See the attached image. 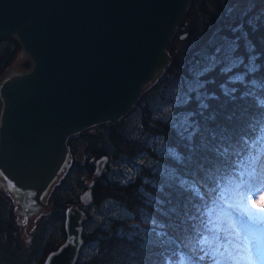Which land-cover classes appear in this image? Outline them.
<instances>
[{"label":"trees","instance_id":"trees-1","mask_svg":"<svg viewBox=\"0 0 264 264\" xmlns=\"http://www.w3.org/2000/svg\"><path fill=\"white\" fill-rule=\"evenodd\" d=\"M203 2L193 0L187 15L199 21ZM236 16L214 12L215 31L200 46L177 48L178 27L166 48L168 67L129 112L69 139L72 159L23 259L15 205L0 190V264H43L65 240V234L46 238L54 223L65 233L71 203L84 211L76 264L247 259L243 246L234 251L219 235L229 227L236 233L237 192L250 181H258L257 191L264 187V8ZM19 51L15 40L1 41L0 75ZM102 156L108 163L98 175L95 161ZM86 190L90 201L83 205Z\"/></svg>","mask_w":264,"mask_h":264},{"label":"water","instance_id":"water-1","mask_svg":"<svg viewBox=\"0 0 264 264\" xmlns=\"http://www.w3.org/2000/svg\"><path fill=\"white\" fill-rule=\"evenodd\" d=\"M191 0H0V42L29 67L0 80V180L25 229L72 157L68 141L119 122L170 63ZM17 55V56H18ZM108 163L95 161L100 175ZM89 190L80 196L87 205ZM84 211L69 204L65 240L43 264H76Z\"/></svg>","mask_w":264,"mask_h":264},{"label":"rangeland","instance_id":"rangeland-1","mask_svg":"<svg viewBox=\"0 0 264 264\" xmlns=\"http://www.w3.org/2000/svg\"><path fill=\"white\" fill-rule=\"evenodd\" d=\"M192 1L193 0H191L190 4L188 5L187 11H186V13H185L180 25H179V30H181V32L178 34H179V36L183 35V37L181 38V41H177L175 43V46L177 48L183 44H186L188 46H194V45L200 46L203 42L208 40V38L215 31V29H214L215 27L213 26V24L210 23L212 18H213L212 15L214 14V12L218 11V9H220V8L226 9L231 17L236 16V15H237L236 17H239L238 15L241 14L242 11H245L248 8L252 9L255 5H257V8L259 11H260V9L263 10V8H264V0L263 1L249 0L248 3H245L241 0H235V1L234 0H230V1L229 0H216V1L202 0V1H204L203 6H202V3L199 4V6H198V10H200V12L202 13L201 19L199 21H197L192 16L190 17L189 15H187V12L189 10L190 5L192 4ZM253 15H255V14L253 13ZM210 17H212V18L209 19ZM237 21L239 22V20H237ZM223 23L227 24L225 21ZM184 33H186V34L184 35ZM188 38H189L188 41H184V40H187ZM25 62L30 63L27 57H23V56L20 57L19 55L16 56L13 59V61L10 63V65L6 68V70H4L3 73L0 75V80L2 78H4L9 72H12V71L20 72V71L25 70V68H26L24 66ZM0 190L2 192L6 193L3 182L1 180H0ZM6 194L14 202L12 196L9 193H6ZM262 197H264V188L261 190V192L259 194L252 196L251 200L249 201V205L258 208L260 204L264 203V199H262ZM45 201H46V203H48L47 209L41 210L36 216H34L30 220V225L25 229H23L19 225L20 216L15 211L16 225H17V228L19 230V235H20V236H18L17 241L20 244V248H19L20 253L19 254L22 257L21 259L24 258L25 253H26V252H24L25 248H23V247L24 246L26 247L29 244V241L32 240L33 238H35L34 237L35 231H38V227L40 225V220H42V217L45 216L49 212L50 205L48 202V198ZM14 205H15V203H14ZM16 208H17V205H15V209ZM251 231H252V234L255 235L262 242L261 258L258 260L255 256H253L252 259L257 261L259 264H264V227H255ZM57 232H58V230H57L55 223H54L52 225L50 232H49V236H47L46 240L53 239L52 234H56V236L59 235V237H61L63 234H65V233L61 232L60 228H59V233H57ZM55 241H56V239H55ZM30 264H36L35 259L32 260L30 262ZM239 264H248V260L247 259L240 260Z\"/></svg>","mask_w":264,"mask_h":264},{"label":"snow or ice","instance_id":"snow-or-ice-1","mask_svg":"<svg viewBox=\"0 0 264 264\" xmlns=\"http://www.w3.org/2000/svg\"><path fill=\"white\" fill-rule=\"evenodd\" d=\"M201 107L206 109L208 106L204 104ZM211 119H215V116H212ZM178 158L183 159L182 157ZM257 189L258 181H250L249 184L243 186L242 191L237 192L240 204L235 206L238 215L236 216V225L234 227H238L239 232L234 234L233 227H229L219 235V238L227 244L234 245V251H239L243 246L247 251L248 264H253V256L259 260L262 255V242L252 234L251 230L261 225L262 221L260 218L264 217V203L260 204L258 208L251 206L249 205L248 195L251 193L252 196H255ZM240 233H243V236ZM228 264H239V262L230 260Z\"/></svg>","mask_w":264,"mask_h":264},{"label":"flooded vegetation","instance_id":"flooded-vegetation-1","mask_svg":"<svg viewBox=\"0 0 264 264\" xmlns=\"http://www.w3.org/2000/svg\"><path fill=\"white\" fill-rule=\"evenodd\" d=\"M45 218H48V217L45 216Z\"/></svg>","mask_w":264,"mask_h":264},{"label":"bare ground","instance_id":"bare-ground-1","mask_svg":"<svg viewBox=\"0 0 264 264\" xmlns=\"http://www.w3.org/2000/svg\"><path fill=\"white\" fill-rule=\"evenodd\" d=\"M82 194H83V193H82ZM82 194H81V195H82Z\"/></svg>","mask_w":264,"mask_h":264}]
</instances>
